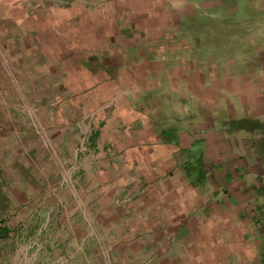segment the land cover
<instances>
[{
	"label": "crops",
	"instance_id": "1",
	"mask_svg": "<svg viewBox=\"0 0 264 264\" xmlns=\"http://www.w3.org/2000/svg\"><path fill=\"white\" fill-rule=\"evenodd\" d=\"M230 1L0 0V264H264V0Z\"/></svg>",
	"mask_w": 264,
	"mask_h": 264
},
{
	"label": "rangeland",
	"instance_id": "2",
	"mask_svg": "<svg viewBox=\"0 0 264 264\" xmlns=\"http://www.w3.org/2000/svg\"><path fill=\"white\" fill-rule=\"evenodd\" d=\"M239 1H241V0H239ZM221 2H223L226 5L232 3V1H230V0H221ZM239 4L240 3L237 2L236 6L239 7L240 12H243V9L241 8V6ZM240 18H241L240 13H238V14H232V16H228V18L225 17V20L227 22L238 21V20H240ZM263 153H264V151H263ZM7 167H8L7 170L9 169L10 174H11V171H12L11 165L9 164ZM3 168H5V166L2 165L1 170L3 171V175H5ZM263 171H264V167H263ZM0 183H2V187H3L2 189H6V190L7 189H18L19 190L20 188H26L25 185L27 182H25L24 180H18L17 182H13V181L9 180L8 178L6 179L3 177V179ZM262 183L264 186V181ZM36 186L40 187L41 185H40V183L39 184L36 183ZM4 195H5V193H4ZM263 200H264V197H261L259 199V201H258L259 205L263 204ZM9 211H10V205H9V202H7V209H5V210L0 209V224H8L9 226H11V224H13L12 223L13 222V218H12L13 215H11ZM13 243H14V241L12 242L11 236H10V231H9L6 238L0 239V254L3 253L5 256L10 255L12 252L11 251V245H13ZM25 243H26V241H25ZM57 263H58V261L44 260V259H40V260L33 262V264H57Z\"/></svg>",
	"mask_w": 264,
	"mask_h": 264
},
{
	"label": "trees",
	"instance_id": "3",
	"mask_svg": "<svg viewBox=\"0 0 264 264\" xmlns=\"http://www.w3.org/2000/svg\"><path fill=\"white\" fill-rule=\"evenodd\" d=\"M234 125L242 129H247L250 131H259L261 134L260 147H261L262 152L264 151V126L263 125L250 122L249 120H241V121L234 123ZM2 179H3V171L1 170V167H0V182L2 181ZM2 188H3L2 183H0V209L5 210L7 209V199L4 195V192L2 191L3 190ZM262 231L264 233V229ZM7 235H8V232L5 229L0 228V239L6 238Z\"/></svg>",
	"mask_w": 264,
	"mask_h": 264
}]
</instances>
